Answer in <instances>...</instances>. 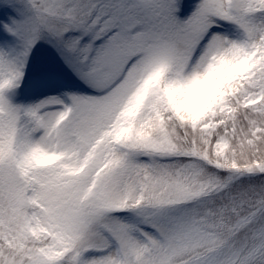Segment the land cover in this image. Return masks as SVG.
Wrapping results in <instances>:
<instances>
[{"label": "snow or ice", "instance_id": "snow-or-ice-1", "mask_svg": "<svg viewBox=\"0 0 264 264\" xmlns=\"http://www.w3.org/2000/svg\"><path fill=\"white\" fill-rule=\"evenodd\" d=\"M0 264H264V0H0Z\"/></svg>", "mask_w": 264, "mask_h": 264}]
</instances>
